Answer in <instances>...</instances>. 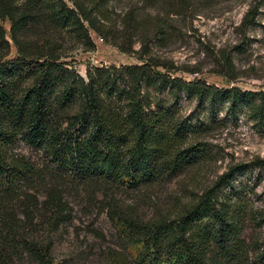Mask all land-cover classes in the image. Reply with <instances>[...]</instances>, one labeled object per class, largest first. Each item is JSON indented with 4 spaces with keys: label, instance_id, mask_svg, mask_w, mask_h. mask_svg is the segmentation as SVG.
Returning a JSON list of instances; mask_svg holds the SVG:
<instances>
[{
    "label": "trees",
    "instance_id": "16d2710c",
    "mask_svg": "<svg viewBox=\"0 0 264 264\" xmlns=\"http://www.w3.org/2000/svg\"><path fill=\"white\" fill-rule=\"evenodd\" d=\"M107 1L0 0V20L9 22L16 49L9 60L0 55V264H67L52 256L38 230L66 222L69 187L144 189L150 202L153 186L204 162L202 136L239 114L264 126V92L171 75L179 69L149 48L152 40H166L163 26L150 31L133 11L114 18ZM167 5L177 14L189 0ZM253 10L243 21L252 22ZM30 26L38 37L21 39ZM60 32L85 51L94 49L92 32L139 64L86 67L82 77L61 60ZM228 67L220 74L227 77ZM183 100H193L191 115H182ZM17 138L43 155L42 168L8 152ZM250 169L264 171V160L229 167L169 210L156 205L146 220L107 203L121 246L108 249L101 264H264V249L249 259L244 203L231 185L236 173ZM39 186L40 202L24 191Z\"/></svg>",
    "mask_w": 264,
    "mask_h": 264
},
{
    "label": "rangeland",
    "instance_id": "374dc122",
    "mask_svg": "<svg viewBox=\"0 0 264 264\" xmlns=\"http://www.w3.org/2000/svg\"><path fill=\"white\" fill-rule=\"evenodd\" d=\"M106 7L114 18L133 11L146 21L150 31L158 23L163 26L166 40L161 44L152 40L149 48L151 55L166 59L179 69L171 75L185 81L201 79L218 89L236 87L241 91L264 92V0H189V6L177 14L170 12L167 0H108ZM250 9L256 12L249 24L243 21V16ZM9 29V22L0 20V55L4 61L16 53ZM26 31L21 37L26 41L39 35L32 27ZM89 36L94 44L92 51L73 44L65 32L55 34L62 45L61 60L68 62L78 75L83 77L86 67L139 64L135 55L119 52L92 32ZM137 48L134 44L133 49ZM226 63L230 71L227 77L220 74L225 73ZM182 102V115H191L193 100ZM200 141L209 152L204 162L153 186L151 203L144 189L69 187L64 194L69 212L66 222L53 231L43 225L38 230L39 239L50 241L52 256L57 260H65L67 264H101L108 249L121 246L117 221L110 217L107 203L121 215L133 212L146 220L154 215L156 205L169 210L175 199L186 201L190 195L210 186L229 167L264 160V126L240 114L202 136ZM8 152L23 157L35 168L43 166V155L18 138L9 145ZM231 185L241 192L243 199L246 216L242 238L250 247L248 256L252 260L264 249V171L250 169L236 173ZM229 189L227 186L223 191ZM24 191L41 201V186ZM15 213L19 215L16 209ZM33 221L39 219L34 217Z\"/></svg>",
    "mask_w": 264,
    "mask_h": 264
}]
</instances>
